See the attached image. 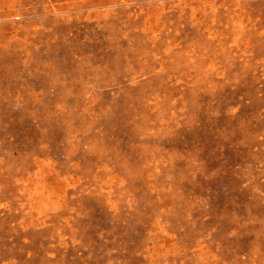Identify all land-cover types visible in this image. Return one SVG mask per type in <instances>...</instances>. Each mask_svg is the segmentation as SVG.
I'll return each mask as SVG.
<instances>
[{
	"label": "rangeland",
	"instance_id": "rangeland-1",
	"mask_svg": "<svg viewBox=\"0 0 264 264\" xmlns=\"http://www.w3.org/2000/svg\"><path fill=\"white\" fill-rule=\"evenodd\" d=\"M0 264H264V0H0Z\"/></svg>",
	"mask_w": 264,
	"mask_h": 264
}]
</instances>
